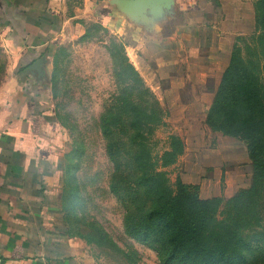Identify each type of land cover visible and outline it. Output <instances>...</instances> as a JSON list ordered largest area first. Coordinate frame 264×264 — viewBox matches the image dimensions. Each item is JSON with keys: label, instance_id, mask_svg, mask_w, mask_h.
Here are the masks:
<instances>
[{"label": "crops", "instance_id": "crops-1", "mask_svg": "<svg viewBox=\"0 0 264 264\" xmlns=\"http://www.w3.org/2000/svg\"><path fill=\"white\" fill-rule=\"evenodd\" d=\"M113 1L83 0L70 11L67 0H0V43L9 61L0 84V264H89L80 259L83 243L65 235L47 207L66 140L53 118L49 62L59 46L84 35L83 23L99 24L126 50L138 51V73L176 115L195 110L184 97L190 86L217 85L236 40L255 30L253 0H163L160 17L138 20ZM39 59L40 74L27 71ZM179 119L191 141H200L203 124L222 143L216 154L212 147L179 157L194 174L212 168L208 177L200 175L199 197L230 198L233 182L251 175L250 165L235 158L225 165L223 156L233 155L224 145L230 138L209 131L205 118Z\"/></svg>", "mask_w": 264, "mask_h": 264}, {"label": "trees", "instance_id": "trees-1", "mask_svg": "<svg viewBox=\"0 0 264 264\" xmlns=\"http://www.w3.org/2000/svg\"><path fill=\"white\" fill-rule=\"evenodd\" d=\"M258 12L256 3L255 33L260 29L263 35L264 16L262 13L259 19ZM257 41L264 44V40ZM108 48L116 66L114 77L122 89L104 107L99 127L113 165L109 188L123 205L126 234L153 251L159 264H264V84L260 59L253 61L250 53V58L243 60L234 44L204 120L211 132L245 142L251 168L249 184L227 200L202 199L198 186L180 181L174 188L168 184L162 170L176 162L184 145L178 136L170 135L168 148L153 154L154 132L166 125V114L129 63L123 44L111 42ZM73 236L89 238L68 235ZM113 248L125 255L115 244Z\"/></svg>", "mask_w": 264, "mask_h": 264}, {"label": "rangeland", "instance_id": "rangeland-1", "mask_svg": "<svg viewBox=\"0 0 264 264\" xmlns=\"http://www.w3.org/2000/svg\"><path fill=\"white\" fill-rule=\"evenodd\" d=\"M253 1L254 6L258 4L257 17L261 19L264 16V0ZM82 3L83 0H67L70 11L74 7H80ZM253 18L255 19V14ZM83 25L84 35L59 46L49 62L47 80L51 87L53 118L64 130L66 140L61 147L57 162L58 176L48 194L50 199L47 207L56 222L62 226L65 235H89L86 241L73 236L83 243L80 259H88L89 264H159L153 251L130 238L124 230V208L109 188L113 165L106 154V141L99 127L104 107L122 89L114 77L116 66L108 47L111 42L123 44L129 63L137 72L138 51L131 52L130 48L126 50V45L121 39L99 28L96 23L87 21ZM254 33L255 30L239 37L236 42L237 49L243 60L249 59L250 53L253 61L260 59V78L264 84V44L257 41L264 40V34L262 35L260 29ZM8 67L7 53L0 43V84ZM144 83L149 88L145 81ZM218 84L208 80L201 87L190 86V93L187 92L184 97L190 106H197L195 110H178L179 115L175 114L176 110L166 109L154 94L168 117L166 125L160 126L154 132L153 154L159 155L168 148L167 140L170 135L180 138L185 153L197 150L205 153L212 147V151L218 153V149L214 147L222 144L219 143L220 139L210 136L203 124L197 126L203 133L197 142L190 140L188 133L185 134L188 129L183 127V122L179 123L180 120L185 122L184 119H179L180 117L188 118L192 114L199 120L204 119L210 94L213 92L214 95ZM227 140L224 145L231 149L233 155L223 156L225 165L232 164L235 159L250 165L245 142L232 138ZM205 167L206 170L202 169L200 173L201 177L210 175L212 168L210 169L209 165ZM162 171L165 172L172 188L175 187L176 181L198 186L201 179L200 175L192 172L182 157ZM250 177L248 174L243 179L234 181L233 194L246 188ZM216 197L227 200L220 194ZM114 244L125 255L117 252L113 248Z\"/></svg>", "mask_w": 264, "mask_h": 264}, {"label": "water", "instance_id": "water-1", "mask_svg": "<svg viewBox=\"0 0 264 264\" xmlns=\"http://www.w3.org/2000/svg\"><path fill=\"white\" fill-rule=\"evenodd\" d=\"M163 0H114L113 4L122 15L138 20V18L151 17L158 18L162 15L160 5ZM42 59L35 61L27 71L34 70L38 74L41 72Z\"/></svg>", "mask_w": 264, "mask_h": 264}]
</instances>
